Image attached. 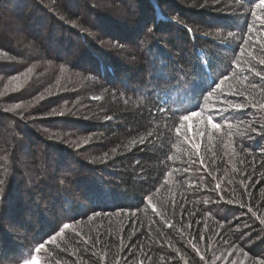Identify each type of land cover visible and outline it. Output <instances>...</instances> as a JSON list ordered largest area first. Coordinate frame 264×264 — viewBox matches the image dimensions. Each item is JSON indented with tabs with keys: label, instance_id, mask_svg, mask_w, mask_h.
<instances>
[{
	"label": "trees",
	"instance_id": "16d2710c",
	"mask_svg": "<svg viewBox=\"0 0 264 264\" xmlns=\"http://www.w3.org/2000/svg\"><path fill=\"white\" fill-rule=\"evenodd\" d=\"M260 3L0 0V264L264 262Z\"/></svg>",
	"mask_w": 264,
	"mask_h": 264
},
{
	"label": "snow or ice",
	"instance_id": "6c2138e0",
	"mask_svg": "<svg viewBox=\"0 0 264 264\" xmlns=\"http://www.w3.org/2000/svg\"><path fill=\"white\" fill-rule=\"evenodd\" d=\"M258 8L264 9V0H261V3L257 5ZM253 16L256 15L255 12L252 13ZM257 19H260V17H257ZM264 27V26H262ZM149 31H152V28L149 27L148 29ZM188 31H191V29L189 28ZM261 64H264V60L260 61ZM201 71H203V66H201ZM223 75V79L220 80L219 84H216V87H219L220 85H222L224 83L225 80L228 79V74L225 72L222 74ZM257 75L261 76L262 79H264V74L257 72ZM215 84V81H214ZM255 86V85H253ZM206 91L209 92V94H211V89H205ZM201 97H203V92L201 93ZM197 107H199V104H197ZM237 107H239V105H237ZM157 111L160 113H165L168 112L170 110L164 109L163 106H157ZM149 115H154V113H149ZM192 115H199V113H197L194 109H188L186 110L185 113H179V112H173L170 114L169 118H175V117H179V121H185V120H189L191 119ZM217 115H219V113H217ZM208 123L211 125V127L213 129H218L220 127V121L217 120L215 123L212 122V115H209V119H208ZM256 129H253V131H255ZM3 181H0V183H2ZM61 183H63V181H61ZM150 198V197H149ZM95 215H99V212L94 213ZM70 224L69 223H64L62 228L59 229V231L57 232V235H59L61 232H63V229L69 228ZM52 240H55V236L52 237ZM43 243H41L37 248H36V252H39L40 249L43 247ZM26 264H35V258H33V260L31 261H26ZM262 264H264V262H262Z\"/></svg>",
	"mask_w": 264,
	"mask_h": 264
},
{
	"label": "rangeland",
	"instance_id": "374dc122",
	"mask_svg": "<svg viewBox=\"0 0 264 264\" xmlns=\"http://www.w3.org/2000/svg\"><path fill=\"white\" fill-rule=\"evenodd\" d=\"M221 117H224V116H220V118ZM36 248L37 247L32 246L24 250L23 252H21L20 258L24 259L25 261H31L33 260V258H35V264H46L45 259L43 258V252L45 251V248H41L39 252H36ZM21 264H26V262L21 263Z\"/></svg>",
	"mask_w": 264,
	"mask_h": 264
}]
</instances>
